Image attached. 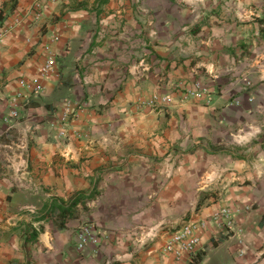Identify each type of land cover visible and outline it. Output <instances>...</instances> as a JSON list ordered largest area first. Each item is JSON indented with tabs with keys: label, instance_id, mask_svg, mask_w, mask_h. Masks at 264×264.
I'll list each match as a JSON object with an SVG mask.
<instances>
[{
	"label": "crops",
	"instance_id": "obj_1",
	"mask_svg": "<svg viewBox=\"0 0 264 264\" xmlns=\"http://www.w3.org/2000/svg\"><path fill=\"white\" fill-rule=\"evenodd\" d=\"M33 2L0 0V264H264V0H45L36 20ZM76 193L93 197L62 227L38 219ZM221 207L233 230L162 254Z\"/></svg>",
	"mask_w": 264,
	"mask_h": 264
},
{
	"label": "built area",
	"instance_id": "obj_2",
	"mask_svg": "<svg viewBox=\"0 0 264 264\" xmlns=\"http://www.w3.org/2000/svg\"><path fill=\"white\" fill-rule=\"evenodd\" d=\"M45 0H34L30 11L32 12L34 20H36L43 9ZM57 71L56 59L52 55H48L44 64L39 68L38 75L41 79H45L48 76L55 74ZM33 81L30 85H24L30 93L40 94L42 86ZM249 85V84H248ZM247 85V86H248ZM207 93V90L200 84L195 83L192 88H189L184 92L185 99L200 98ZM21 95L11 100L10 112L8 114L9 119L13 123L18 120V112L13 108V103L16 102ZM153 99L157 100L156 97ZM153 100V101H155ZM66 120V118H64ZM62 133V132H61ZM209 222H212L219 227L225 228L227 231L233 230L234 219L232 212L228 207H221L209 218H200L195 215L189 216L184 219L177 227L172 228L166 233V239L161 247L162 254L170 255L175 260H182L185 258L193 257L197 254L200 244V233L205 231ZM95 243L96 236L92 234V226L84 224L78 234V249H83L88 243Z\"/></svg>",
	"mask_w": 264,
	"mask_h": 264
},
{
	"label": "trees",
	"instance_id": "obj_3",
	"mask_svg": "<svg viewBox=\"0 0 264 264\" xmlns=\"http://www.w3.org/2000/svg\"><path fill=\"white\" fill-rule=\"evenodd\" d=\"M1 19H2V14L0 13V21ZM92 197H93L92 194L86 196L84 193H76L67 201V203L54 199L52 200L50 205L46 207V209L44 210V214L38 219H44L47 213L52 208H56L58 210L57 219L59 221V227H62L67 220L74 218V213L76 209L78 207L84 209L85 202L89 201ZM39 230L40 229L35 230L28 226L25 227L24 238L22 243L23 249H26V246L28 244L37 241V235Z\"/></svg>",
	"mask_w": 264,
	"mask_h": 264
},
{
	"label": "rangeland",
	"instance_id": "obj_4",
	"mask_svg": "<svg viewBox=\"0 0 264 264\" xmlns=\"http://www.w3.org/2000/svg\"><path fill=\"white\" fill-rule=\"evenodd\" d=\"M254 142H256V141H254ZM262 147H264V143L262 144ZM237 156H239V155H237Z\"/></svg>",
	"mask_w": 264,
	"mask_h": 264
}]
</instances>
